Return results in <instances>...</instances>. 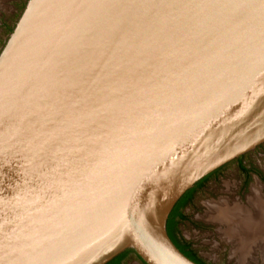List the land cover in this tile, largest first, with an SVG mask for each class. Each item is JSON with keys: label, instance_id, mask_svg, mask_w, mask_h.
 Segmentation results:
<instances>
[{"label": "water", "instance_id": "water-1", "mask_svg": "<svg viewBox=\"0 0 264 264\" xmlns=\"http://www.w3.org/2000/svg\"><path fill=\"white\" fill-rule=\"evenodd\" d=\"M264 143V0H27L0 50V264H199L167 230Z\"/></svg>", "mask_w": 264, "mask_h": 264}, {"label": "rangeland", "instance_id": "rangeland-1", "mask_svg": "<svg viewBox=\"0 0 264 264\" xmlns=\"http://www.w3.org/2000/svg\"><path fill=\"white\" fill-rule=\"evenodd\" d=\"M26 1L0 0V50L19 18ZM241 163L252 172H255L254 169H256L264 175V143L243 154L241 160L236 158L221 166L218 175L210 179L207 194L199 199L194 210L187 211L188 213L193 212L195 221L200 222L199 225L195 227L187 222L182 225L184 237L194 245V249L201 259L208 264H236V257H232L229 244L223 238V231L227 226L228 234L239 235V227H233L236 220L232 219L233 222L227 214L238 219L243 214L237 215L235 212L242 210L246 212L247 216H252L257 213L256 203L264 202V181L255 173H252L249 178L246 172L240 169ZM254 191L258 192L257 196L259 195L260 199L257 198L256 203H251L250 198H253ZM218 219L223 223L221 224ZM204 222H207L208 226ZM261 238L264 239V236L256 235L250 239L242 237L240 241L248 242V240ZM225 249L226 251H224ZM125 264L144 263L137 255L131 254Z\"/></svg>", "mask_w": 264, "mask_h": 264}, {"label": "flooded vegetation", "instance_id": "flooded-vegetation-1", "mask_svg": "<svg viewBox=\"0 0 264 264\" xmlns=\"http://www.w3.org/2000/svg\"><path fill=\"white\" fill-rule=\"evenodd\" d=\"M241 158H242V156L239 157L238 160H241ZM240 166H241L240 169H242V167H245V165L242 163L240 164ZM220 169H221V167L212 171L211 173H209L208 175L203 177L201 180H199L191 189H189V190H191V192H190V195L186 199V203L179 208V212L181 214L185 215L186 218L180 219L178 216H176V220L180 219L179 223L176 225V234H177L178 238L186 240V238L183 235V231H182V225L185 224L186 222L193 224V226H195V227H197L199 225L200 222L195 221V218H194L195 216H194L193 212L188 213L187 211L194 210L193 208H195L198 205L199 199L201 197H204L205 194H207L206 191H207L208 183H209L210 179L217 176L218 171ZM243 171L246 172V174L249 178H250L252 173H255V175L257 177H259L261 180L264 181V175L261 174L260 172H258L256 169H254L255 172H252L251 170H249L247 168H246V170H243ZM218 221H220L221 224L223 223V221H221L220 219H218ZM204 223H206V225L208 224L207 222H204ZM225 228L226 229H224V231H223L224 232L223 238H224L225 242L227 244H229V248H230V252H231L232 257H234V258L236 257V259H235L236 264H264V239L263 238L255 239V240H248V242L243 244L239 239H237L238 237L236 238V236L228 234V232H227L228 227L227 226ZM189 243L191 245V248L194 249V245L191 242H189ZM260 243H262V244H260ZM240 246H241V248H240ZM224 251H226V249ZM124 252H127V253L121 259V264H125V261L129 255L135 254V252L133 250H130V249L125 250ZM197 255L199 258H201L198 253H197ZM205 263H207V262L205 261Z\"/></svg>", "mask_w": 264, "mask_h": 264}, {"label": "bare ground", "instance_id": "bare-ground-1", "mask_svg": "<svg viewBox=\"0 0 264 264\" xmlns=\"http://www.w3.org/2000/svg\"><path fill=\"white\" fill-rule=\"evenodd\" d=\"M257 194H258L257 191L253 192L254 196H252L253 198H250L251 203H256L258 201L257 198L260 199L259 198L260 196L258 195L259 196L258 197ZM256 207H257V213L253 214L252 216L251 215L247 216L246 212H244L242 210H237L235 212L237 215L243 214L238 219H237V217H234L232 215L227 214L228 218L230 220H232V219L236 220V222H235L236 224L235 225L233 224V227H235V226L239 227V235L238 234L233 235V236H236V238L238 237L237 239L240 240L242 237H246L247 239L248 238L250 239V237H254L256 235L257 236L260 235V237L264 236V202L258 201L256 203ZM214 212H215V210H214ZM241 241L245 242L246 240H241ZM260 244H262V243H260Z\"/></svg>", "mask_w": 264, "mask_h": 264}, {"label": "trees", "instance_id": "trees-1", "mask_svg": "<svg viewBox=\"0 0 264 264\" xmlns=\"http://www.w3.org/2000/svg\"><path fill=\"white\" fill-rule=\"evenodd\" d=\"M242 169L246 170L245 167H242ZM190 192H191V190H188L179 199V201L174 206L173 210L170 213L168 222H167V230H168L170 237L174 241V243L177 245V247H179V249L183 253H185L188 257H190L191 259H193L194 261H196L199 264H207V263H205V261H203L201 258L198 257L197 252L193 248H191V245L188 241L181 239V238H178V236L176 234V225L179 223V220L186 218L185 215H183L179 212V208L186 203V199L190 195ZM176 216H178L180 219L176 220ZM126 253L127 252L120 253L119 255L114 257L112 260H110L106 264H121V259L125 256Z\"/></svg>", "mask_w": 264, "mask_h": 264}]
</instances>
